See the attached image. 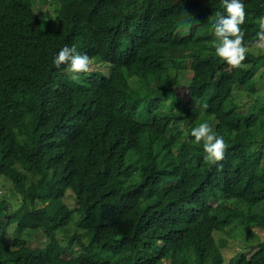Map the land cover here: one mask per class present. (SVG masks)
<instances>
[{
    "label": "trees",
    "instance_id": "obj_1",
    "mask_svg": "<svg viewBox=\"0 0 264 264\" xmlns=\"http://www.w3.org/2000/svg\"><path fill=\"white\" fill-rule=\"evenodd\" d=\"M242 2L233 69L221 0H0V179L22 196L0 199V264H264V240L228 263L216 239L264 228V0ZM66 45L90 58L79 80L54 66ZM205 122L228 146L215 165Z\"/></svg>",
    "mask_w": 264,
    "mask_h": 264
},
{
    "label": "clouds",
    "instance_id": "obj_2",
    "mask_svg": "<svg viewBox=\"0 0 264 264\" xmlns=\"http://www.w3.org/2000/svg\"><path fill=\"white\" fill-rule=\"evenodd\" d=\"M226 10V15L217 13V20L213 25L215 40L212 47L216 55L224 60L231 68L239 69L246 59L249 51L245 44V33L242 25L245 24L246 11L242 0H221ZM260 31L257 33L256 47L264 48V17L259 18ZM54 66L60 68L66 65L73 74V80H79L80 75L90 71V58L87 54L77 51L75 45L64 46L53 60ZM206 107V106H205ZM191 136L197 144H203L206 153L204 159L212 164L223 161L227 150V144L222 136H219L209 123H201L193 128Z\"/></svg>",
    "mask_w": 264,
    "mask_h": 264
},
{
    "label": "rangeland",
    "instance_id": "obj_3",
    "mask_svg": "<svg viewBox=\"0 0 264 264\" xmlns=\"http://www.w3.org/2000/svg\"><path fill=\"white\" fill-rule=\"evenodd\" d=\"M51 7L47 6V10L49 12ZM254 52L257 54H264V48L256 47L254 48ZM264 61V60H263ZM253 99H251L246 94L243 95L242 99H240V102H246L248 105L252 102ZM264 101V98H261L259 102ZM260 134L264 135V127L261 128ZM14 185L13 183L7 179L5 176H3L0 179V199L2 198H8L9 200H12L14 202H20L22 196L17 193V191L13 190ZM70 193V192H69ZM233 203H237L238 199H232L228 198ZM68 202H72L73 198L68 197L66 199ZM241 205V204H240ZM70 206H72L70 204ZM263 205H261L262 207ZM243 211L247 210V207L245 205H241ZM79 219L78 217L75 218V221H72L68 226L61 228L58 232V235L61 239L66 238V236L75 233V232H84L85 229L80 227L77 224V221ZM243 224L237 225V226H231L229 228H226L224 231H219L220 234L217 235V244L220 245L226 262H230L229 260L232 259L239 251H242L246 249L245 251L250 254L255 250V247L252 249L246 248L250 243L259 242L264 240V228L254 227L251 222L244 220L242 222ZM43 231H37L35 233H39L35 236V240L33 242V245H40L44 243L47 237L42 234ZM27 233V232H26ZM193 254H191V257ZM211 263V260L209 261Z\"/></svg>",
    "mask_w": 264,
    "mask_h": 264
}]
</instances>
